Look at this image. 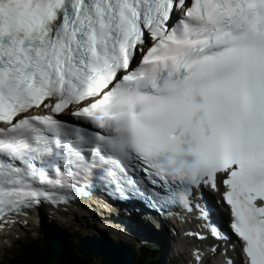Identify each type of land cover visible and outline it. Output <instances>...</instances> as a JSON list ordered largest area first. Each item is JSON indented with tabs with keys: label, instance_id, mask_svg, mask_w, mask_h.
Wrapping results in <instances>:
<instances>
[{
	"label": "snow or ice",
	"instance_id": "6c2138e0",
	"mask_svg": "<svg viewBox=\"0 0 264 264\" xmlns=\"http://www.w3.org/2000/svg\"><path fill=\"white\" fill-rule=\"evenodd\" d=\"M97 191L202 221L187 264H264V0H0V231Z\"/></svg>",
	"mask_w": 264,
	"mask_h": 264
},
{
	"label": "trees",
	"instance_id": "16d2710c",
	"mask_svg": "<svg viewBox=\"0 0 264 264\" xmlns=\"http://www.w3.org/2000/svg\"><path fill=\"white\" fill-rule=\"evenodd\" d=\"M63 242V253L57 264H97L95 256L81 252L79 248V240H74L72 236L61 234L59 236ZM23 251L20 253L13 251L11 256L7 258L6 264H50L44 253L43 242H31L27 245H22ZM145 255L148 250H142ZM147 252V253H146ZM145 259L141 263L145 264Z\"/></svg>",
	"mask_w": 264,
	"mask_h": 264
},
{
	"label": "bare ground",
	"instance_id": "6f19581e",
	"mask_svg": "<svg viewBox=\"0 0 264 264\" xmlns=\"http://www.w3.org/2000/svg\"><path fill=\"white\" fill-rule=\"evenodd\" d=\"M112 213H107V216L108 217H112V215H111ZM44 214L43 213H41V215L40 214H38V213H34L33 215H32V217H38V220H43V218H42V216H43ZM52 215V214H51ZM75 216V214H73V211L71 210L70 211V214L67 216V215H65V214H61V219H58V221L60 222V221H63L64 219H69L71 216ZM53 216V215H52ZM56 218H57V216L56 215H54ZM32 217L31 216H29V217H27V224H24V222H23V220H21L20 221V224L19 225H17V226H15V227H13L12 229V231L15 233H9L11 236H15L16 234H18V233H20L21 231L20 230H22V228H25V226H27L28 228H27V230L28 231H26V234H25V236H26V239H28V237L30 236V232L31 231H35L37 228L35 227V225L36 224H33L34 223V220L32 219ZM63 217V218H62ZM41 218V219H40ZM122 217L121 216H119V218H111L110 219V221H117L118 219H121ZM76 219V218H75ZM77 221V223H74V222H72L70 225H69V228H73V229H75V227L78 225V226H81V227H77V228H79V230L80 231H84V233L85 234H92V233H96L95 231L97 230V224H91V222H89L90 220H88V221H79V220H76ZM96 221V220H95ZM52 223H51V221H46V222H44L43 223V225H42V228H44V229H47V230H49V232H50V230H52L51 228L53 227V225H51ZM80 224V225H79ZM48 232V233H49ZM52 234L51 235H55L54 234V232H51ZM126 236H125V238H127L128 236H129V234L128 233H124ZM148 234V230H143V232H142V235L144 236V235H147ZM163 234H164V236L167 238L166 240H162V239H159L158 240V243L159 244H164L165 246H166V252H167V250H168V253H167V256H166V253H165V256H166V258H165V261L168 263H172V264H176V262L178 261L177 260V255H175L174 254V251H173V246L177 243V241H176V239H174V240H172V237L171 236H168L165 232H163ZM101 234H99V236H100ZM107 236H109V237H111L112 239H113V237H114V234L113 235H107ZM16 237H17V235H16ZM52 237H54V236H52ZM133 237V236H132ZM164 237V238H165ZM19 238H20V236H19ZM1 239V238H0ZM5 239H7V238H5ZM115 239V238H114ZM131 239V241L132 242H134L135 241V239H132V238H130ZM25 241V239L24 238H21L20 240H19V242L21 243V242H24ZM147 242V240L145 239V240H143L141 243L142 244H145ZM151 244L153 245V248H155V249H158V244H157V242L155 241V240H153L152 238H150V240H149V246H151ZM4 248V246L1 244V242H0V249H3ZM0 251H2V250H0ZM141 252V251H140ZM186 253L185 252H181V254H180V256H181V258H183V261L185 262V264H187V260H186ZM187 258H188V256H187ZM166 263V264H167Z\"/></svg>",
	"mask_w": 264,
	"mask_h": 264
},
{
	"label": "water",
	"instance_id": "95a60500",
	"mask_svg": "<svg viewBox=\"0 0 264 264\" xmlns=\"http://www.w3.org/2000/svg\"><path fill=\"white\" fill-rule=\"evenodd\" d=\"M106 241L109 245L116 246L121 245L124 249L123 255H102L101 252L97 249L95 242L96 241ZM54 248L55 252L51 253L50 249ZM79 248L81 252L85 254L94 255L96 259L99 260L100 264H131L133 261V251L127 246L120 243H113L110 240H106L105 238H92V237H84L79 241ZM45 256L47 257L50 264H52L51 255H55V264H57L61 258V246L55 240H49L45 244L44 248Z\"/></svg>",
	"mask_w": 264,
	"mask_h": 264
},
{
	"label": "rangeland",
	"instance_id": "374dc122",
	"mask_svg": "<svg viewBox=\"0 0 264 264\" xmlns=\"http://www.w3.org/2000/svg\"><path fill=\"white\" fill-rule=\"evenodd\" d=\"M50 221H52V220H50ZM59 226V227H61V228H63V229H65V230H68L69 228H68V225L67 224H56V223H54V229L57 227V226ZM77 227H81V226H76L75 227V229H70L68 232H66V233H64V234H68V235H70V234H72L71 236H72V238L74 239V240H79L83 235H84V232L83 231H80L79 230V228H77ZM53 229V228H52ZM21 232L19 233L21 236H25V234H26V231H28L27 230V228H22V230H20ZM44 231H47L46 229H44V228H42V226H41V229L38 231V232H40V233H43ZM49 234V233H48ZM31 237H33V239L35 240V241H38V239H40L39 237V234L38 233H33V234H31L30 235V237L28 238V239H26L25 240V242H21V243H29V241H31L32 240V238ZM35 241H31V242H35ZM8 250H10V248H7V247H5L4 248V250H2V251H0V264H5L6 262V260L3 258V253H6V254H8ZM134 252L135 251H133V255H134V257H133V261H132V263L131 264H143V263H140V259H139V256L136 258L135 257V254H134ZM159 258L161 259V264H165L164 263V260H165V256H164V253L162 254V256H159ZM153 261H155L154 259H153ZM95 262L97 263V264H100V262H99V260L98 259H96L95 258ZM149 262V260H147L146 261V263L145 264H147Z\"/></svg>",
	"mask_w": 264,
	"mask_h": 264
}]
</instances>
